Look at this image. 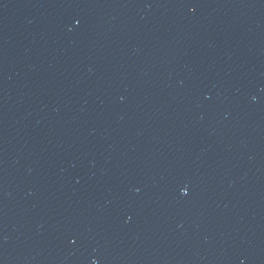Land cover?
<instances>
[{"label":"water","instance_id":"1","mask_svg":"<svg viewBox=\"0 0 264 264\" xmlns=\"http://www.w3.org/2000/svg\"><path fill=\"white\" fill-rule=\"evenodd\" d=\"M0 264H264V0H0Z\"/></svg>","mask_w":264,"mask_h":264}]
</instances>
